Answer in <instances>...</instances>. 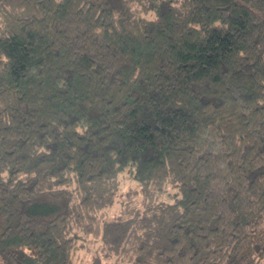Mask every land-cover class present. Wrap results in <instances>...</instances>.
Listing matches in <instances>:
<instances>
[{"label": "trees", "instance_id": "1", "mask_svg": "<svg viewBox=\"0 0 264 264\" xmlns=\"http://www.w3.org/2000/svg\"><path fill=\"white\" fill-rule=\"evenodd\" d=\"M125 172L148 203L104 222ZM97 232L129 264H263L264 0H0V264Z\"/></svg>", "mask_w": 264, "mask_h": 264}, {"label": "rangeland", "instance_id": "2", "mask_svg": "<svg viewBox=\"0 0 264 264\" xmlns=\"http://www.w3.org/2000/svg\"><path fill=\"white\" fill-rule=\"evenodd\" d=\"M166 199L165 196L161 197ZM148 203L141 193V188L133 180L130 172H125L119 177V192L113 206L101 213L102 221L109 222L119 217L123 212L143 209ZM109 255L110 257H107ZM101 259L102 262L110 264H129L128 257L119 258L117 255L109 253L104 249L102 233L93 234L81 239L77 243L73 260L74 264H94L95 260ZM264 264V261H263Z\"/></svg>", "mask_w": 264, "mask_h": 264}]
</instances>
